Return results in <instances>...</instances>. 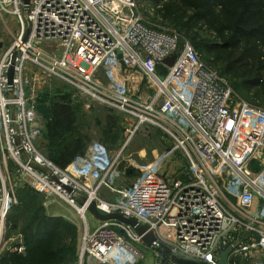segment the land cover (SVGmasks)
<instances>
[{
    "label": "built area",
    "instance_id": "2783aa9c",
    "mask_svg": "<svg viewBox=\"0 0 264 264\" xmlns=\"http://www.w3.org/2000/svg\"><path fill=\"white\" fill-rule=\"evenodd\" d=\"M5 16L18 28L0 25V42L5 33L13 39L0 48V244L28 186L46 205L61 200L80 213L94 195L100 208L153 230L154 246L184 260L220 264L232 247L228 264H264V108L247 102L177 29L147 20L136 0H0ZM48 81L122 114L127 143L145 126L159 128L187 165L175 176L165 151L121 192L125 146L112 152L94 143L60 166L38 146L45 120L28 96ZM103 190L123 200H105ZM99 221L91 230L86 219L77 264H146V249L155 264H178L170 255L163 262L132 225ZM15 247L28 254L22 238Z\"/></svg>",
    "mask_w": 264,
    "mask_h": 264
},
{
    "label": "rangeland",
    "instance_id": "374dc122",
    "mask_svg": "<svg viewBox=\"0 0 264 264\" xmlns=\"http://www.w3.org/2000/svg\"><path fill=\"white\" fill-rule=\"evenodd\" d=\"M136 1L147 20L177 29L183 38L201 52L204 61L224 75L247 102L264 108V96L258 97L236 87V83L241 84V81L235 79L232 82L231 77L225 75V62L228 61L225 59L226 53L220 56L217 52L207 51L208 46L220 42L215 36L220 22L216 15L207 19L200 18L206 12L200 6V0H185V3L168 0ZM6 23L11 28H18V22L14 18L5 16L0 18L1 30L5 29ZM12 41V37L5 33L0 43L6 45ZM222 60L227 61L222 63ZM120 79L117 76L118 82ZM28 96L45 120L38 146L62 167L85 157L94 143H100L112 152L125 146L119 165L120 176L116 183L121 192L137 181L141 168L154 162L165 151L171 149V155L175 158L173 164L169 162V166L167 165V168L172 167L175 176H179L187 165L179 149L175 148L174 143L159 128L145 126L127 143L126 122L122 114L112 108L74 98L73 90L59 81H48L35 89L30 88ZM19 195L21 198L23 196L21 203L12 208L4 221L0 260L7 253L15 251L16 244L22 238L41 260L53 264H77L85 231V220L80 211L61 200L46 205V197L28 186L21 189ZM100 196L109 201L123 200L121 193L108 190H103ZM35 214L39 219L37 216L33 217ZM87 218L91 230L101 225L90 211L87 212ZM155 262V254L148 251L145 263Z\"/></svg>",
    "mask_w": 264,
    "mask_h": 264
},
{
    "label": "trees",
    "instance_id": "16d2710c",
    "mask_svg": "<svg viewBox=\"0 0 264 264\" xmlns=\"http://www.w3.org/2000/svg\"><path fill=\"white\" fill-rule=\"evenodd\" d=\"M168 1L185 3V0ZM200 1V6L206 10L200 18L207 19L216 15L220 22L219 31L215 34L220 42L208 46L207 51L217 52L220 56L226 53L225 59L228 61L222 60V63L227 61L224 73L231 77L232 82L235 79L241 81V84L236 83V87L258 97L264 96V0ZM214 28L212 27L213 30ZM22 198L20 197L21 200ZM36 216L35 214L33 217ZM26 246V256L18 251H11L0 260V264H53L41 260L28 243Z\"/></svg>",
    "mask_w": 264,
    "mask_h": 264
},
{
    "label": "water",
    "instance_id": "95a60500",
    "mask_svg": "<svg viewBox=\"0 0 264 264\" xmlns=\"http://www.w3.org/2000/svg\"><path fill=\"white\" fill-rule=\"evenodd\" d=\"M25 1L26 3L29 2V0H25ZM1 45L2 43H0V46ZM175 59L176 56H172L167 58L165 62L169 65H172L175 62ZM12 77H13V69L11 70L10 73V82L12 81ZM68 190L69 192L71 191L70 189ZM88 210L99 220L108 221V220L117 219L132 225L137 230L138 234L142 237V240L146 246L153 248L161 253L163 262H166L168 256L170 255V259L178 264H206V263H197L179 258L174 254H172L169 246H167L164 243H160V246H154L153 243L155 241L159 242V239L153 230H150L148 227L141 225L139 222H137L134 219L126 218L121 214H117V213H109L103 210L102 208H100L95 201H92L89 204ZM231 251H232V247H228L226 250L222 252L220 264H228V257Z\"/></svg>",
    "mask_w": 264,
    "mask_h": 264
},
{
    "label": "bare ground",
    "instance_id": "6f19581e",
    "mask_svg": "<svg viewBox=\"0 0 264 264\" xmlns=\"http://www.w3.org/2000/svg\"><path fill=\"white\" fill-rule=\"evenodd\" d=\"M92 202V201H94V195H92L90 198H89V202ZM90 202V203H91ZM81 214H82V216H83V218H84V220L86 221V219L88 220V218H87V203H86V206H84V208H82V211H81Z\"/></svg>",
    "mask_w": 264,
    "mask_h": 264
},
{
    "label": "crops",
    "instance_id": "0c3cea01",
    "mask_svg": "<svg viewBox=\"0 0 264 264\" xmlns=\"http://www.w3.org/2000/svg\"><path fill=\"white\" fill-rule=\"evenodd\" d=\"M149 250L146 249V252L148 253Z\"/></svg>",
    "mask_w": 264,
    "mask_h": 264
}]
</instances>
